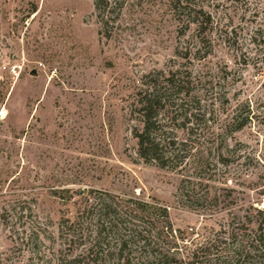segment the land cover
I'll return each mask as SVG.
<instances>
[{
    "label": "rangeland",
    "instance_id": "1",
    "mask_svg": "<svg viewBox=\"0 0 264 264\" xmlns=\"http://www.w3.org/2000/svg\"><path fill=\"white\" fill-rule=\"evenodd\" d=\"M122 2L102 29L92 0H0V264H84L98 241L95 264H117L129 232L143 236L130 264H223L242 240L263 264L248 243L264 210V0H192L211 14L203 48L168 0ZM157 72L191 80L199 106L172 127L190 161L167 169L139 159L130 134ZM238 108L251 121L222 131Z\"/></svg>",
    "mask_w": 264,
    "mask_h": 264
},
{
    "label": "trees",
    "instance_id": "2",
    "mask_svg": "<svg viewBox=\"0 0 264 264\" xmlns=\"http://www.w3.org/2000/svg\"><path fill=\"white\" fill-rule=\"evenodd\" d=\"M171 8L176 14L184 15L186 17L187 26L194 27L197 37H202L201 35L206 32V30L211 25V14L205 12L202 8H196L192 0H168ZM94 10L97 14V18L102 29L110 28L109 21L112 17L111 11L114 8L118 9L122 6V0H92ZM105 38H110V33H106ZM204 37L200 38L202 43V48L204 47L203 42ZM200 45L194 49L193 58L199 60V55L202 52ZM204 54V52H203ZM203 57V56H202ZM198 58V59H197ZM146 82L137 90L135 98L131 103L130 107V117L132 121V126L130 128V134L136 143L135 154L144 163L154 164L160 169H167L170 166H181L184 162H189L192 156H187L184 154V149L186 148V139L179 140L176 136L175 124H178L182 129L187 124L193 123V118L196 113L189 112L187 103L197 104L196 96H191L189 92V85H191V80H183L179 77L177 72H157L155 75L145 76ZM197 110V109H196ZM170 114L171 116H169ZM251 121L249 112L243 116L242 111L238 108L233 112V115L224 125V130L228 129V133L232 134L234 132L243 129L247 123ZM192 130V129H190ZM220 134H217L218 137ZM195 159L192 158V162ZM217 163L224 165V161L219 158ZM196 164V163H195ZM202 161L197 160V165L203 167ZM185 184H191L190 180H184L181 182L179 187V192L181 196H188V187ZM132 208L134 211L139 210V206L146 207L147 204L140 203L138 201L130 200ZM141 210V209H140ZM254 211L259 215H263V219L258 225L257 232L251 237L248 243V250L261 251L264 253V210L253 208ZM101 211L103 215L108 219L114 211L111 209L109 204H105L104 201L101 202ZM159 211L168 218V213L165 208H160ZM112 221V219H111ZM110 227L115 228L116 225H110ZM131 231V230H130ZM105 232H97L98 240ZM110 233V232H108ZM116 234V232H111ZM131 238L124 236L123 234H116L117 251L115 252V260L117 264H130L132 263L131 252L128 250L129 243L138 238L141 239L140 232H129ZM170 234V233H169ZM79 239H85L84 236H80ZM243 241L237 242V247L233 254L235 258L230 262H223V264H252L248 261L247 254L243 256V253H247L243 246ZM101 242H96L95 245L90 246L87 249V254L82 261L86 260L84 264H95L97 263V256L100 255L101 249L99 251H94L96 245L99 246ZM144 248V245L142 246ZM98 249V248H97ZM140 250L141 248L138 247ZM94 254V257H91ZM112 255V253L108 254ZM80 259V260H81ZM80 260H73V263H80ZM136 264H152L148 260L136 261ZM264 264V263H263Z\"/></svg>",
    "mask_w": 264,
    "mask_h": 264
},
{
    "label": "bare ground",
    "instance_id": "3",
    "mask_svg": "<svg viewBox=\"0 0 264 264\" xmlns=\"http://www.w3.org/2000/svg\"><path fill=\"white\" fill-rule=\"evenodd\" d=\"M262 208H264V204H263Z\"/></svg>",
    "mask_w": 264,
    "mask_h": 264
}]
</instances>
